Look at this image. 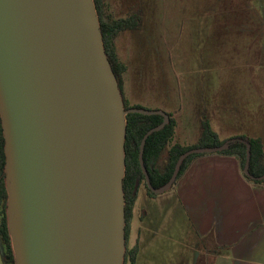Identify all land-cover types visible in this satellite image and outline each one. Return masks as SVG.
Instances as JSON below:
<instances>
[{"label":"water","instance_id":"water-1","mask_svg":"<svg viewBox=\"0 0 264 264\" xmlns=\"http://www.w3.org/2000/svg\"><path fill=\"white\" fill-rule=\"evenodd\" d=\"M160 115L139 161L156 195L172 189L184 161L247 144L237 138L183 153L155 188L147 139L168 113L126 109L106 53L95 0H0V118L7 229L15 264H125L128 115Z\"/></svg>","mask_w":264,"mask_h":264},{"label":"rangeland","instance_id":"rangeland-1","mask_svg":"<svg viewBox=\"0 0 264 264\" xmlns=\"http://www.w3.org/2000/svg\"><path fill=\"white\" fill-rule=\"evenodd\" d=\"M104 8L114 19L141 14V28L117 39L127 66L124 94L130 105L173 115L174 143L195 145L204 116L222 138L240 133L264 142V0H104ZM142 199L137 264H206L185 245L193 233L188 216H168L159 233L153 218L142 221L150 209ZM153 200L147 199L159 208ZM136 239L137 229L129 247Z\"/></svg>","mask_w":264,"mask_h":264},{"label":"crops","instance_id":"crops-1","mask_svg":"<svg viewBox=\"0 0 264 264\" xmlns=\"http://www.w3.org/2000/svg\"><path fill=\"white\" fill-rule=\"evenodd\" d=\"M177 129L178 123L175 134ZM217 134L223 141L246 136L234 133L222 138ZM141 196L150 208L144 209L142 221L153 218L159 233L168 216H188L193 233L185 245L206 264L210 258L211 264H264V186L245 179L236 157L219 153L199 156L171 190L150 197L140 188L136 205ZM147 199H155L160 207L151 206ZM136 205L130 235L137 229L141 253L144 233L142 227L135 228Z\"/></svg>","mask_w":264,"mask_h":264},{"label":"trees","instance_id":"trees-1","mask_svg":"<svg viewBox=\"0 0 264 264\" xmlns=\"http://www.w3.org/2000/svg\"><path fill=\"white\" fill-rule=\"evenodd\" d=\"M98 10L101 30L103 34L106 53L112 65L113 71L119 82L122 91L126 109L141 108L138 105H130L124 94V78L127 73V66L124 64L118 54L117 39L120 33L124 31H135L141 28L142 17L140 13L132 14L127 18L114 19L106 14L104 8V0H95ZM170 123L161 131L155 132L149 136L146 142L144 151V163L148 170L151 183L155 188H160L165 185L172 177L175 170L176 163L179 157L186 151L197 147H216L223 145L226 141L219 138L217 132L213 129L210 120L204 116L201 120V134L198 142L192 146H183L178 142L174 143V136L177 127V121L173 115L169 114ZM127 139L125 144L126 150V176L124 178V193L126 199V244L127 251L125 256V264H137L138 255L140 253L139 241L129 247L128 238L130 232V225L133 219V212L138 198L139 190L142 185L146 187L150 197L157 195L147 188L145 175L142 171L139 154L141 142L146 133L159 126L164 117L160 115H142L132 113L128 115ZM239 140H245L251 145V163L250 174L258 178L264 175V142L261 137L250 138L247 136H240ZM4 137L0 118V204L3 200V213L5 215L7 191L4 183V167H5V153H4ZM168 149L167 161L164 166H160L159 161L161 155ZM247 144L237 142L231 145L228 150L219 152V154L234 156L239 162L245 179L256 185L264 186L263 180H253L244 173V166L246 164ZM205 154H194L189 156L183 163L177 181L186 173L190 165L199 156ZM176 181V182H177ZM2 229L9 243V235L7 230L6 216H4Z\"/></svg>","mask_w":264,"mask_h":264},{"label":"flooded vegetation","instance_id":"flooded-vegetation-1","mask_svg":"<svg viewBox=\"0 0 264 264\" xmlns=\"http://www.w3.org/2000/svg\"><path fill=\"white\" fill-rule=\"evenodd\" d=\"M162 156H163V154L161 155V158H162ZM161 158H160L159 164L161 162ZM164 165L165 164H163V165L160 164V166H164ZM175 184H176V182H175ZM146 191H147V189H146ZM147 194H148V192H147ZM3 203L4 202L2 200L1 204H0V259H1V264H15L13 251H12V247H11L10 236H9V243H8L7 240H6V237L4 235L3 229H2L3 228L2 227L3 219H4V216H6V210H5V215L3 213ZM6 205H7V200H6ZM6 222H7V216H6ZM130 227H131V225H130ZM8 235H9V233H8ZM129 235H130V232H129Z\"/></svg>","mask_w":264,"mask_h":264}]
</instances>
